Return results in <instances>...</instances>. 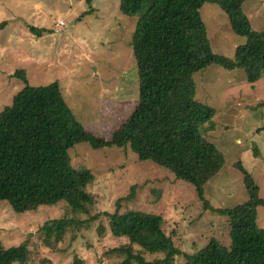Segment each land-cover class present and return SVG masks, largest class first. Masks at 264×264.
<instances>
[{"label":"rangeland","instance_id":"obj_1","mask_svg":"<svg viewBox=\"0 0 264 264\" xmlns=\"http://www.w3.org/2000/svg\"><path fill=\"white\" fill-rule=\"evenodd\" d=\"M122 0H0V113L27 84L56 83L76 120L89 133L111 140L136 111L139 76L133 50L138 18L122 12ZM244 11L254 31H264V0H246ZM215 55L234 59L246 38L237 36L218 4L206 3L200 11ZM62 23V25H60ZM45 30L41 39L30 28ZM60 28V30H58ZM24 72L22 79L16 73ZM27 81V83H26ZM196 98L216 111L204 125L206 140L219 149L225 165L205 186L204 200L194 185L177 179L166 167L142 162L128 149L95 150L83 143L70 151L74 167H87L95 175L87 191L95 201L69 212L64 203L37 212L17 214L0 202V241L6 248L27 244L25 264H119L129 245L111 231L109 215L135 187L123 211L160 216L164 231L175 246L194 254L210 240L230 247L228 219L214 210H228L249 200L241 164L253 177L264 200V71L249 83L246 71H229L218 65L194 74ZM206 201L209 206L206 205ZM70 216L64 239L49 248L41 227L47 221ZM257 227L264 230V207L257 209ZM105 228V234H101ZM148 262L166 253L144 252ZM177 256L172 264H186ZM18 264V263H15Z\"/></svg>","mask_w":264,"mask_h":264},{"label":"trees","instance_id":"obj_2","mask_svg":"<svg viewBox=\"0 0 264 264\" xmlns=\"http://www.w3.org/2000/svg\"><path fill=\"white\" fill-rule=\"evenodd\" d=\"M88 2L93 4V0ZM245 2L122 0L126 17L138 18L132 43L139 76L136 111L106 140L76 120L56 83L27 84L0 113V202H8L20 215L61 203L73 213L75 207L93 203L87 187L95 175L87 167H74L70 156L83 143L95 150L129 148L140 161L166 167L177 179L190 182L204 200L205 186L222 170L225 157L204 136L203 127L216 111L196 98L194 74L215 64L229 71L245 70L249 83L260 79L264 31L252 29ZM206 3L218 4L232 31L246 38L233 60L212 51L200 13ZM30 31L39 39L46 33L33 27ZM16 75L26 78L24 72ZM237 167L244 175L249 200L232 209L214 210L228 219L230 247L212 239L194 254L182 252L164 231L160 216L123 211V202L134 198V187L109 215L112 234L129 243L120 249L126 259L119 264H172L177 256H185L186 264H264V230L257 227V209L264 207V200L252 175L240 163ZM78 224L70 216L47 221L41 227L44 244L53 248ZM105 232L101 228L100 233ZM134 246L144 252L166 253V257L148 262L134 252ZM29 256L27 244L6 248L0 241V264H25ZM73 264L84 261L75 255Z\"/></svg>","mask_w":264,"mask_h":264},{"label":"built area","instance_id":"obj_3","mask_svg":"<svg viewBox=\"0 0 264 264\" xmlns=\"http://www.w3.org/2000/svg\"><path fill=\"white\" fill-rule=\"evenodd\" d=\"M60 25H62V23ZM58 30H60V28H58Z\"/></svg>","mask_w":264,"mask_h":264}]
</instances>
